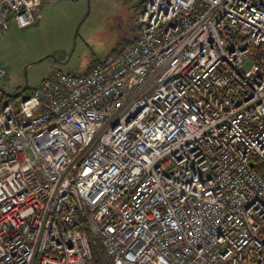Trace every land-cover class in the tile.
<instances>
[{"label":"built area","instance_id":"built-area-1","mask_svg":"<svg viewBox=\"0 0 264 264\" xmlns=\"http://www.w3.org/2000/svg\"><path fill=\"white\" fill-rule=\"evenodd\" d=\"M143 3L117 58L0 109V264H264V0ZM41 18L0 0V38Z\"/></svg>","mask_w":264,"mask_h":264},{"label":"rangeland","instance_id":"rangeland-1","mask_svg":"<svg viewBox=\"0 0 264 264\" xmlns=\"http://www.w3.org/2000/svg\"><path fill=\"white\" fill-rule=\"evenodd\" d=\"M138 0H45L38 24L10 21L0 38V99L18 103L52 72L82 75L137 35Z\"/></svg>","mask_w":264,"mask_h":264},{"label":"trees","instance_id":"trees-1","mask_svg":"<svg viewBox=\"0 0 264 264\" xmlns=\"http://www.w3.org/2000/svg\"><path fill=\"white\" fill-rule=\"evenodd\" d=\"M143 5H144L143 0H138L137 5L135 6V17H134V20L137 23V27H136V29H137V31H136L137 32V35L134 37L133 40H131V41H124V42H122L120 44V46H119V49L120 50H118L117 53L114 55L115 58H117L125 49H127L130 46H132L136 42L138 36L140 35L141 26H140V24L138 22V18H139V14H140V12H141V10L143 8ZM90 69L88 71H86L85 73H83L82 75L88 74L89 71H90ZM31 90L32 89L26 90L25 91L26 94L27 95L30 94ZM19 97H20V94L7 96V99L1 98L0 99V109H2L6 105H13L14 107H17L18 104H19V102L17 103L15 101V99H17ZM93 250H94V256H95V258H94V261L91 264H102L101 259H100L99 251L96 248V242L94 243Z\"/></svg>","mask_w":264,"mask_h":264},{"label":"crops","instance_id":"crops-1","mask_svg":"<svg viewBox=\"0 0 264 264\" xmlns=\"http://www.w3.org/2000/svg\"><path fill=\"white\" fill-rule=\"evenodd\" d=\"M43 1H45V0H41V3H43ZM51 1H52V0H51ZM42 7H43V5H42ZM110 58H112V57H110ZM113 58H115V57H113ZM99 63H101V62H99ZM96 64H97V63H96ZM88 70H89V69H88ZM88 70H87V71H88ZM85 72H86V71H85ZM85 72H84V73H85Z\"/></svg>","mask_w":264,"mask_h":264},{"label":"bare ground","instance_id":"bare-ground-1","mask_svg":"<svg viewBox=\"0 0 264 264\" xmlns=\"http://www.w3.org/2000/svg\"><path fill=\"white\" fill-rule=\"evenodd\" d=\"M94 258H95V256H94ZM100 259H101V262H102V258H101V256H100ZM93 261H94V259H93ZM103 264V263H102Z\"/></svg>","mask_w":264,"mask_h":264}]
</instances>
